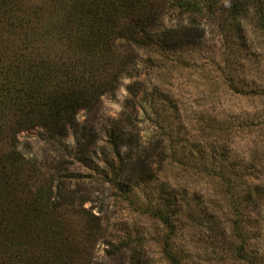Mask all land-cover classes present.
I'll use <instances>...</instances> for the list:
<instances>
[{
  "label": "rangeland",
  "instance_id": "rangeland-1",
  "mask_svg": "<svg viewBox=\"0 0 264 264\" xmlns=\"http://www.w3.org/2000/svg\"><path fill=\"white\" fill-rule=\"evenodd\" d=\"M206 24L200 46L160 60L141 51L113 92L78 113L86 138L53 145L37 133L18 136L26 158L60 162L54 166L69 176L75 200L86 199L84 209L101 218L102 235L81 264H132L127 252L107 253V243L128 236L142 244L140 264H168L167 253L183 264L264 262V39L251 26L223 36L217 23ZM121 113L127 172L159 169L153 138L168 148L158 179L126 193L111 183L115 159L104 135ZM164 203L171 232L156 215Z\"/></svg>",
  "mask_w": 264,
  "mask_h": 264
},
{
  "label": "trees",
  "instance_id": "trees-1",
  "mask_svg": "<svg viewBox=\"0 0 264 264\" xmlns=\"http://www.w3.org/2000/svg\"><path fill=\"white\" fill-rule=\"evenodd\" d=\"M166 18L174 21L166 25ZM206 22L217 23L223 36L251 26L264 39V0H0V264H81L102 235L101 218L84 209L86 199L75 200L69 176L54 166L60 162L26 158L18 136L37 133L53 145L69 135L86 138L78 113L113 92L141 51L161 59L200 46ZM127 120L121 113L104 129L115 159L111 183L122 193L156 181L168 149L153 138L159 169L127 172L130 156L121 153ZM165 206L156 215L171 232ZM107 244L108 256L127 252L140 264V241L117 237ZM167 257L168 264H183Z\"/></svg>",
  "mask_w": 264,
  "mask_h": 264
}]
</instances>
